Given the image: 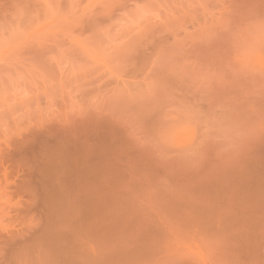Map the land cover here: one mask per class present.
Listing matches in <instances>:
<instances>
[{"label": "rangeland", "instance_id": "obj_1", "mask_svg": "<svg viewBox=\"0 0 264 264\" xmlns=\"http://www.w3.org/2000/svg\"><path fill=\"white\" fill-rule=\"evenodd\" d=\"M246 3L0 0L5 256L264 264V62L247 20L264 4Z\"/></svg>", "mask_w": 264, "mask_h": 264}, {"label": "clouds", "instance_id": "obj_2", "mask_svg": "<svg viewBox=\"0 0 264 264\" xmlns=\"http://www.w3.org/2000/svg\"><path fill=\"white\" fill-rule=\"evenodd\" d=\"M261 3L264 4V0H261ZM189 6L194 7L195 5ZM231 8L238 9L246 15L249 5L246 0H231ZM247 20L248 29L258 31L261 60L264 62V11H262L259 20L251 16H247ZM225 32L228 34L226 38H235L240 34V29L238 27L226 28ZM260 131L264 132V118H262L260 123ZM0 264H56V262L50 259L48 253L44 250L32 247L18 249L8 256H5V253L0 250Z\"/></svg>", "mask_w": 264, "mask_h": 264}]
</instances>
